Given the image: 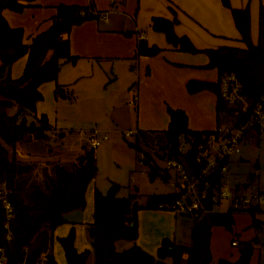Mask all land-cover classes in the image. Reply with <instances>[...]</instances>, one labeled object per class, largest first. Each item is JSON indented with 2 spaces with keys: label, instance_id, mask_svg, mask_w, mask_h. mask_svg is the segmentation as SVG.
Wrapping results in <instances>:
<instances>
[{
  "label": "trees",
  "instance_id": "trees-1",
  "mask_svg": "<svg viewBox=\"0 0 264 264\" xmlns=\"http://www.w3.org/2000/svg\"><path fill=\"white\" fill-rule=\"evenodd\" d=\"M34 0H0V178H6L12 188L11 199L15 205V214L10 218L12 241L10 252L16 261L26 258V264H37L40 257L47 252L46 264H59L53 252L54 231L62 223L67 222L66 212L85 208L87 204L86 190L98 171L95 148L84 146L71 166L59 161L43 168L45 177L42 182L33 179L36 161L23 160L17 155L16 144L31 139H46L52 129L47 113H36L38 101L44 98L40 85L49 80H57L60 69L66 61H76L70 47V38L64 33L72 27L88 19L99 18L104 11L96 9L93 3H58L56 12L51 17L50 25L35 34L30 42H26L23 26L10 24L3 13L4 8L22 11ZM230 8L235 24L240 31L241 39L246 46L222 44L218 47L199 48L192 39L176 32L175 25L179 21L173 18L154 16L152 27L165 34L168 42L184 51H204L209 55L208 67L218 69L219 78L224 73H235L242 81L243 92L251 102L264 97V4L260 5L259 37L252 39L250 5L235 7L231 0H222ZM174 13L176 11L172 8ZM162 51L156 43L150 44L146 38L140 37L137 43L136 57L146 54L155 55ZM27 54L28 59L23 73L19 77L12 75L13 63ZM219 78L217 81L190 79L187 88L190 92L210 89L217 94V113L229 109L236 114L234 107L223 100L220 93ZM56 95L66 96L61 84L57 83ZM16 107L10 113L8 109ZM169 126L161 131L150 130L154 137L165 138L161 147L170 152L180 144V135L201 136L212 130H194L188 125V115L182 108L168 106ZM238 120L244 117L236 114ZM236 118V120H237ZM136 142H129L139 152L142 150L140 137L145 131L138 129ZM64 135L65 132H58ZM148 133V132H147ZM187 157L193 176H197L200 168L193 162L195 151ZM138 154V159H139ZM144 164L151 165L150 159L141 157ZM256 168L258 165H255ZM150 177L159 174L158 166L151 165ZM166 177V176H165ZM167 178V177H166ZM254 178V170L250 179ZM212 186H219L222 174L217 171L209 176ZM212 186L210 189H212ZM120 184L112 181L104 192L98 187L94 191V219L89 223L88 234L92 248L79 251L76 247V229L72 227L67 235L58 237L61 242L67 264H87L93 253L95 264H210L212 250L210 244L211 227L224 224L231 228L234 223V209L225 211L212 210L206 213H194L191 227V243L177 242L164 237L152 254L137 243L139 236V210L142 208H165L168 202L180 195L177 190L166 193L148 195L146 203L137 200L136 193L129 196H118ZM205 205L211 209L213 203L207 199ZM253 215L259 207L248 209ZM5 214L0 213V243L5 240ZM134 242L131 246L118 250L116 242L120 239ZM236 240V239H233ZM232 240V241H233ZM255 240L247 241L241 247L240 257L232 261L221 258L219 264H248Z\"/></svg>",
  "mask_w": 264,
  "mask_h": 264
},
{
  "label": "crops",
  "instance_id": "crops-1",
  "mask_svg": "<svg viewBox=\"0 0 264 264\" xmlns=\"http://www.w3.org/2000/svg\"><path fill=\"white\" fill-rule=\"evenodd\" d=\"M61 2L93 3L96 9L107 12V19H104L102 15L99 18L88 19L74 25L70 32L64 33L65 37L70 38L71 52L77 56L76 61L64 62L57 80H49L40 85L44 98L37 103L36 113L40 115L45 112L49 117L52 124L50 133L53 132L51 134L66 130L59 126L56 119L53 118L56 108L52 115L49 103H47L53 101L55 107L57 106L58 96L55 94L57 83L62 85L64 91L70 86H83L88 92L101 89L104 91L109 88L110 94L106 95L108 97L105 103L106 108L112 113H119L121 119L117 120L119 125H122L120 130L118 128L111 130L113 134L138 128L145 131L146 135L155 136L149 131H161L169 126L168 106L184 109L188 115V125L191 129L213 130L220 125L216 92L210 89L190 92L187 88L190 79L217 81L219 78L218 69L207 66L209 55L206 52L184 51L174 47L168 42L163 32L152 27V19L154 16L169 18L177 16L179 21L176 23L175 29L178 34L188 35L199 48L218 47L227 44L230 35H237L238 30L230 8L224 5L222 0H34L22 11L4 8L3 13L10 24L24 27V39L26 42H30L35 34L50 25L51 17L56 12V5ZM231 3L235 7L246 6V4H235L234 0ZM253 15L251 12L252 34ZM259 16L260 7L258 21ZM140 37L146 38L150 44L160 45L162 51L155 55L142 54L136 57L137 43ZM252 39L257 42L258 37L255 40L252 35ZM27 59L28 55L25 54L13 63L12 75L14 77H19L23 73ZM120 78L122 79L121 87L123 85L124 87L118 98L113 95L111 89ZM135 89L138 91L136 106L129 102ZM91 99L94 98L91 97ZM127 103L137 107L136 119L130 115V112L126 113L123 110L122 107L125 109ZM230 107L235 108L233 105ZM93 129L96 127L92 126L86 131L84 146L87 145V138ZM67 130L72 134L76 132L73 127L67 128ZM114 136L110 146L122 141L118 135ZM122 136L125 138L124 134ZM250 140L251 138H248L244 143ZM25 144L24 141L16 144L18 157L23 160L37 161V159H32V153L26 150ZM57 144L59 145V141ZM79 154L76 153L75 157L77 158ZM234 158L230 159L229 171L224 176L228 181L232 179L231 162L238 164L243 159L241 154ZM139 163L142 164L140 160ZM255 165L260 167L259 161ZM248 178V181L243 183L244 185L250 181V173ZM235 185L241 187L240 183ZM96 187L98 186L95 176L86 190L87 204L85 208H76L66 212L65 216L68 221L55 229L54 243L59 241L58 237L67 235L70 229L75 227L77 249L82 251L92 248L91 241L86 239L84 243L82 240L78 241V235L80 232L88 233L89 223L94 219V191ZM176 212L165 208L141 209L138 213L139 236L137 243L150 253L156 254L164 237L173 238L178 242V215ZM131 244L129 243V245ZM260 264H262V260Z\"/></svg>",
  "mask_w": 264,
  "mask_h": 264
},
{
  "label": "rangeland",
  "instance_id": "rangeland-1",
  "mask_svg": "<svg viewBox=\"0 0 264 264\" xmlns=\"http://www.w3.org/2000/svg\"><path fill=\"white\" fill-rule=\"evenodd\" d=\"M234 2L238 5H250L251 12L254 14L252 35L257 40L260 27L258 21L259 7L261 4H264V0H234ZM230 36L227 44L246 46L238 30L237 35ZM121 81L122 79L120 78L111 89L113 95L118 98L121 96V89L124 87V85L121 87ZM65 92L66 96L56 95L58 96L56 107L52 103V100V102L49 101L47 103H49L52 115L56 108V114L53 118L56 119L59 126L66 129L64 130L66 133L60 136L58 132L56 134H51L53 133L51 132L46 139L24 141L26 143L24 145L26 150L32 153V159H37L33 179H36L37 182H42L45 177L43 168L49 162V167H52V164L56 161H61V163L71 166L74 160H76V153L78 155L84 150L86 131L90 127L95 126L96 131L100 135L107 132L111 136L100 145L94 147L98 164L96 184L102 191L106 192L111 182L115 181L120 184L118 196H129L132 193H136L137 200L144 204L149 194L154 192L166 193L176 190L172 183L174 180L172 178L175 177L174 170L167 168V162L164 159L163 153L164 149L161 147V144L165 142L164 137L160 136V134L158 137L144 135L140 140L142 150L138 152L129 143L136 142L135 136L132 135L124 138L121 132H115V134L111 132V130L116 128L120 130L122 125L118 123L120 118L119 113H112L106 108L105 103L108 98L106 95L109 96L110 94L109 88L104 91L101 89L100 91L94 90L93 92H88L83 86H70ZM91 97L94 99H91ZM122 108L126 113L130 112V115L134 119L137 118V107L130 106L127 103L125 109L124 107ZM157 110L159 111V109ZM8 111L13 113L16 111V107H10ZM236 118L234 112L226 109L220 113L219 126L233 124ZM70 127L76 129L74 134L67 130ZM114 135H118L122 141L110 146L112 138L115 137ZM251 135V140L242 145V152L240 154L243 159H241V162L238 164L231 162L232 179L227 180L232 186L240 183V190L246 193H250L256 188V185L252 182L253 184L251 183L250 187L245 189L243 183L248 181V174L256 168L255 163L257 161H259L260 169L264 170V133L251 132ZM58 141L59 145L57 144ZM87 145L91 147L89 143ZM138 154L140 155L139 159ZM236 156L232 158H236ZM141 157L150 159L151 165L158 166L159 174H155L151 178L150 171L152 167L148 164H140L139 160ZM134 176L135 179H133ZM165 176L168 177V180ZM227 206L228 201L224 200L221 206L222 209L227 208ZM176 213L178 215L177 240L178 242L189 244L191 243V227L194 222V214L191 212ZM233 214L234 223L231 228L224 224H215L211 227L212 260L210 264H219L221 258H227L232 261L237 260L241 254V247L250 240L255 241L248 264H260L261 260L262 264H264V204L260 206V210L254 215L249 210H234ZM85 239L90 241L89 234L87 232H80L78 241L82 240L84 243ZM233 239H236L237 245H233ZM129 243L134 244L132 240L123 238L116 242V247L118 250H123L132 245H129ZM53 249L59 264H67L62 245L59 241L54 243ZM87 264H95L93 253L89 256Z\"/></svg>",
  "mask_w": 264,
  "mask_h": 264
},
{
  "label": "built area",
  "instance_id": "built-area-1",
  "mask_svg": "<svg viewBox=\"0 0 264 264\" xmlns=\"http://www.w3.org/2000/svg\"><path fill=\"white\" fill-rule=\"evenodd\" d=\"M102 17L107 19V12H103ZM220 93L229 105L235 106L236 114H240L243 119L237 120L233 124L218 126L211 132H204L199 137L197 135H180L178 153L176 150L170 152L169 149L163 151L167 168L174 170L175 177L172 178L173 185L180 195L173 201L161 204L167 209L177 212H191L203 214L212 211H225L229 208L234 210H248L251 207H259L264 204V170L257 167L254 169L253 181L250 179L244 188L250 187L253 182L256 188L250 193L242 192L236 185H231L224 176L229 171V161L233 156L240 155L242 145L252 138L251 132L264 133V97L251 102L243 92L241 79L235 73H224L219 78ZM138 101V91L130 98L129 102L136 106ZM124 136L138 135L137 129L126 130ZM110 135L105 132L101 135L93 129L88 136V143L92 147L100 145ZM141 140V137H140ZM195 151L193 162L198 165L200 172L193 176L188 165L187 157L190 152ZM142 162V160H140ZM143 163V162H142ZM221 172L222 179L219 186H212L209 176ZM252 183V184H253ZM212 186V189L210 187ZM12 188L6 178H0V213L5 214V228L7 229L5 240L0 243V264H10L13 252H10L12 241V231L10 229V218L15 214V205L11 199ZM188 197L191 201H188ZM207 199L213 203L211 209L205 205ZM228 201V206L222 209L223 201ZM233 244H238L236 240ZM47 252H45L37 264H46ZM15 264H26V258L16 261Z\"/></svg>",
  "mask_w": 264,
  "mask_h": 264
},
{
  "label": "water",
  "instance_id": "water-1",
  "mask_svg": "<svg viewBox=\"0 0 264 264\" xmlns=\"http://www.w3.org/2000/svg\"><path fill=\"white\" fill-rule=\"evenodd\" d=\"M87 143H88V141H87ZM188 201H189V202L191 201V198H190V197H188ZM10 264H15V256H14V254H13L12 257H11Z\"/></svg>",
  "mask_w": 264,
  "mask_h": 264
}]
</instances>
